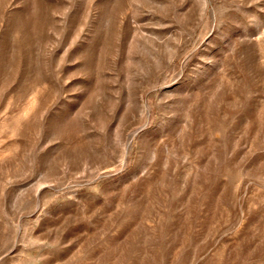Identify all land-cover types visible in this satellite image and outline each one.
Listing matches in <instances>:
<instances>
[{
    "label": "rangeland",
    "instance_id": "rangeland-1",
    "mask_svg": "<svg viewBox=\"0 0 264 264\" xmlns=\"http://www.w3.org/2000/svg\"><path fill=\"white\" fill-rule=\"evenodd\" d=\"M0 264H264V0H0Z\"/></svg>",
    "mask_w": 264,
    "mask_h": 264
}]
</instances>
